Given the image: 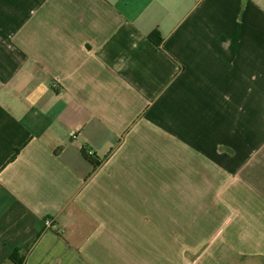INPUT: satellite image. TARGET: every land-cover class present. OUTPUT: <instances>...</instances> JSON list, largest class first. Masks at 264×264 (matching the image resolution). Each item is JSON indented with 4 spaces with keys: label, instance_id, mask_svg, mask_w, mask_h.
Returning <instances> with one entry per match:
<instances>
[{
    "label": "crops",
    "instance_id": "1",
    "mask_svg": "<svg viewBox=\"0 0 264 264\" xmlns=\"http://www.w3.org/2000/svg\"><path fill=\"white\" fill-rule=\"evenodd\" d=\"M11 256L264 264V0H0Z\"/></svg>",
    "mask_w": 264,
    "mask_h": 264
},
{
    "label": "trees",
    "instance_id": "2",
    "mask_svg": "<svg viewBox=\"0 0 264 264\" xmlns=\"http://www.w3.org/2000/svg\"><path fill=\"white\" fill-rule=\"evenodd\" d=\"M150 39L156 44H160L161 37L159 36V34L157 32H154L150 35ZM81 155L83 156V158H85L87 161H89L92 165H93V169H96V167H98V163L95 162L94 160V156L91 154V152L89 153L86 149H82L81 150ZM11 260L15 261L17 264L20 263V261L14 257L11 256Z\"/></svg>",
    "mask_w": 264,
    "mask_h": 264
},
{
    "label": "built area",
    "instance_id": "3",
    "mask_svg": "<svg viewBox=\"0 0 264 264\" xmlns=\"http://www.w3.org/2000/svg\"><path fill=\"white\" fill-rule=\"evenodd\" d=\"M44 225H45V227H47V228H51L52 227V220L51 219H45V221H44Z\"/></svg>",
    "mask_w": 264,
    "mask_h": 264
}]
</instances>
